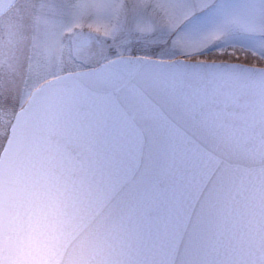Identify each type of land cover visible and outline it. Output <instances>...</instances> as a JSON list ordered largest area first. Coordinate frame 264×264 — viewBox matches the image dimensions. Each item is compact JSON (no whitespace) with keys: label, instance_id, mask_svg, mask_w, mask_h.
Wrapping results in <instances>:
<instances>
[{"label":"clouds","instance_id":"1","mask_svg":"<svg viewBox=\"0 0 264 264\" xmlns=\"http://www.w3.org/2000/svg\"><path fill=\"white\" fill-rule=\"evenodd\" d=\"M210 2L193 28L175 0H0V264H264V204L234 190L264 159L172 76L255 63L264 0Z\"/></svg>","mask_w":264,"mask_h":264},{"label":"snow or ice","instance_id":"2","mask_svg":"<svg viewBox=\"0 0 264 264\" xmlns=\"http://www.w3.org/2000/svg\"><path fill=\"white\" fill-rule=\"evenodd\" d=\"M174 7L184 19L191 21L190 27L193 28L205 22L200 18L201 13L214 9L210 0H175ZM218 12L216 8L215 14ZM142 31L149 32L150 29ZM145 47L152 55L129 57L123 64L134 67L142 60H151L163 45L159 39H154L146 40ZM240 47L244 50L247 46ZM259 47L264 49V41ZM217 54L223 56L225 49H218ZM227 54L232 55L231 48L227 49ZM239 55L236 54V61H239ZM252 55L256 57L255 52ZM172 76L188 85L191 102L206 109L205 119L219 129L225 139L251 158L264 159V52L259 54L255 63L220 62L207 67L179 68L172 72ZM2 103L5 108L12 106L11 95H6ZM193 149L198 150V146L193 145ZM234 190L250 194L264 204V168L245 171Z\"/></svg>","mask_w":264,"mask_h":264},{"label":"flooded vegetation","instance_id":"3","mask_svg":"<svg viewBox=\"0 0 264 264\" xmlns=\"http://www.w3.org/2000/svg\"><path fill=\"white\" fill-rule=\"evenodd\" d=\"M16 7H17L20 14L25 13L27 11V8H28V0H17Z\"/></svg>","mask_w":264,"mask_h":264},{"label":"rangeland","instance_id":"4","mask_svg":"<svg viewBox=\"0 0 264 264\" xmlns=\"http://www.w3.org/2000/svg\"><path fill=\"white\" fill-rule=\"evenodd\" d=\"M216 8L206 11L200 14V18L204 19L205 21L211 19L215 15Z\"/></svg>","mask_w":264,"mask_h":264}]
</instances>
